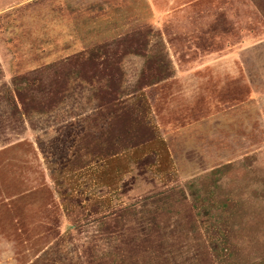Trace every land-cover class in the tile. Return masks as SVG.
<instances>
[{"label": "rangeland", "instance_id": "374dc122", "mask_svg": "<svg viewBox=\"0 0 264 264\" xmlns=\"http://www.w3.org/2000/svg\"><path fill=\"white\" fill-rule=\"evenodd\" d=\"M0 264H264V0H0Z\"/></svg>", "mask_w": 264, "mask_h": 264}]
</instances>
